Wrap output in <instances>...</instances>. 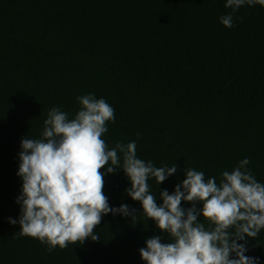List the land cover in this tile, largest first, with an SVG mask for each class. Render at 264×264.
Returning <instances> with one entry per match:
<instances>
[{
  "label": "trees",
  "instance_id": "1",
  "mask_svg": "<svg viewBox=\"0 0 264 264\" xmlns=\"http://www.w3.org/2000/svg\"><path fill=\"white\" fill-rule=\"evenodd\" d=\"M224 4L0 0V264H145L146 238L169 239L126 194L122 170L105 174L104 194L110 207L127 204L137 213L104 215L98 241L49 251L9 223L20 215L21 139H39L53 107L74 117L79 96L113 107L102 137L110 149L135 141L137 158L178 166L160 185L148 181L158 204L159 191L171 194L189 168L219 182L248 158L264 184V6L240 7L226 28L219 18L232 9ZM246 247L264 264V229Z\"/></svg>",
  "mask_w": 264,
  "mask_h": 264
},
{
  "label": "clouds",
  "instance_id": "2",
  "mask_svg": "<svg viewBox=\"0 0 264 264\" xmlns=\"http://www.w3.org/2000/svg\"><path fill=\"white\" fill-rule=\"evenodd\" d=\"M244 5L264 6V0H225L224 7L232 12L221 16L220 23L233 27L232 13ZM76 99L80 107L74 117L53 107L40 138L21 139L16 173L22 180L16 198L20 215L18 220L9 218L10 224L19 225V236L37 239L51 251L100 240L94 230L109 213L134 219L136 209L127 204L110 207L103 191L105 174L122 170L131 185L126 194L169 237L167 242L158 235L146 238L139 249L145 264H259L245 253L247 240L264 229V184L247 167L248 158L223 171L219 182L202 171L185 169L171 194L159 191L158 204L148 181L154 179L158 186L178 166L155 167L137 158L135 141L117 142L110 149L102 137L107 122L115 120L113 107L93 94ZM182 202L190 207H182Z\"/></svg>",
  "mask_w": 264,
  "mask_h": 264
}]
</instances>
